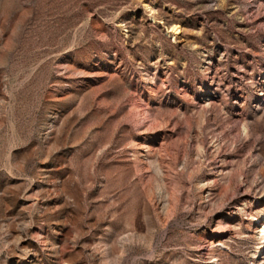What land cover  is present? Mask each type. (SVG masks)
Segmentation results:
<instances>
[{
    "label": "rangeland",
    "instance_id": "rangeland-1",
    "mask_svg": "<svg viewBox=\"0 0 264 264\" xmlns=\"http://www.w3.org/2000/svg\"><path fill=\"white\" fill-rule=\"evenodd\" d=\"M0 264H264V0H0Z\"/></svg>",
    "mask_w": 264,
    "mask_h": 264
},
{
    "label": "bare ground",
    "instance_id": "bare-ground-1",
    "mask_svg": "<svg viewBox=\"0 0 264 264\" xmlns=\"http://www.w3.org/2000/svg\"><path fill=\"white\" fill-rule=\"evenodd\" d=\"M179 27L174 24L171 26L170 30L168 31L170 35L173 36L174 39H176L177 35L180 33V30L178 29Z\"/></svg>",
    "mask_w": 264,
    "mask_h": 264
}]
</instances>
